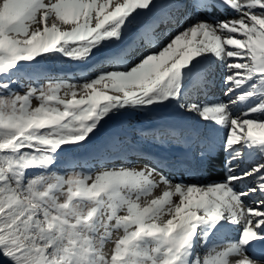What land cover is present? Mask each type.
I'll return each instance as SVG.
<instances>
[{"label":"snow or ice","instance_id":"snow-or-ice-1","mask_svg":"<svg viewBox=\"0 0 264 264\" xmlns=\"http://www.w3.org/2000/svg\"><path fill=\"white\" fill-rule=\"evenodd\" d=\"M0 264H264V0H0Z\"/></svg>","mask_w":264,"mask_h":264},{"label":"bare ground","instance_id":"bare-ground-1","mask_svg":"<svg viewBox=\"0 0 264 264\" xmlns=\"http://www.w3.org/2000/svg\"><path fill=\"white\" fill-rule=\"evenodd\" d=\"M215 15L220 16L221 18H224L225 16H227V13H223L221 14L220 12L215 13ZM94 62V61H93ZM45 70L49 71L54 78H73V79H79V75H78V69L77 67L70 61L64 60L62 58L60 59H51L48 61H44L41 65ZM83 67V66H81ZM69 73H71V77H69ZM143 123L144 126L146 127H151L155 124V122H151V121H136L133 120L130 122L129 124V128L130 129H135V127L137 126V124ZM109 130V126L106 125V128L103 129V132L101 133L100 136L104 135L107 131ZM134 140L139 141L138 137H133ZM141 146L144 148V150L147 151H156L159 150V153H163L164 152L162 150H164L165 148L160 147L159 145H155L151 142L150 139H145L143 141H139ZM197 149H194L193 152V156L195 154V151ZM77 153V155L79 156H87L88 155V149H79L74 151ZM191 163V162H189Z\"/></svg>","mask_w":264,"mask_h":264},{"label":"rangeland","instance_id":"rangeland-1","mask_svg":"<svg viewBox=\"0 0 264 264\" xmlns=\"http://www.w3.org/2000/svg\"><path fill=\"white\" fill-rule=\"evenodd\" d=\"M42 67V66H41ZM105 128H106V126H105ZM103 132V129L101 130V133ZM101 133L100 134H98L99 136L101 135ZM76 150H79V149H73V151H76Z\"/></svg>","mask_w":264,"mask_h":264}]
</instances>
